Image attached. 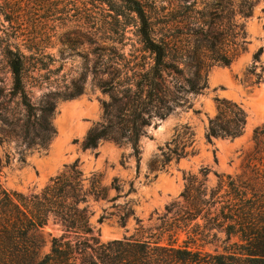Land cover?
<instances>
[{"label": "trees", "instance_id": "trees-1", "mask_svg": "<svg viewBox=\"0 0 264 264\" xmlns=\"http://www.w3.org/2000/svg\"><path fill=\"white\" fill-rule=\"evenodd\" d=\"M16 1L0 0L3 4ZM92 1L105 7L103 11L116 22L125 15L136 20L148 61L138 64L126 60L122 49L116 47L121 42L112 37L114 32L103 30L102 40L109 45L100 49L108 57L102 66L111 70L109 74H114L116 82L102 84L112 92L111 103L103 105L106 123L91 129L82 147L94 150L101 142L129 147V157L134 158L138 170V143L147 135L146 128L173 115L184 94H201L207 87L210 68L229 67L245 50L228 49L229 38H244L242 26L229 23L236 14L249 17L253 5L247 0L239 4L233 0H181L162 13L165 31L158 35L150 12L140 0ZM233 29L240 32L235 34ZM0 54L11 75L9 95L22 109L27 143L44 148L52 133L46 120L51 108H37L27 95V57L20 47L10 45L0 35ZM253 60L257 62L258 55ZM255 69L253 66L252 71ZM261 81L259 73L255 84ZM215 102L216 114L207 121L206 140L241 137L246 127L243 110L227 100ZM37 127L40 133H36ZM30 132L39 143L29 138ZM184 136L182 145H167L162 151L161 168L192 154L187 148L192 146L193 134ZM252 142L253 150L243 160L241 177L217 176L213 187L206 186L207 169L200 171V177H185L179 200L165 206L145 239L100 243L89 224L92 202L110 204L102 209L98 222L116 217L117 223L125 226L133 215L129 202L116 203L135 192L132 184L122 194L116 178L108 187L101 186L100 176H92L85 184L74 165L28 197L0 189V264H264V122L253 131ZM48 219L61 228L62 235L53 238L49 253L40 257L38 231ZM181 235L184 239L179 242ZM218 235L224 237L221 252L204 251L218 242Z\"/></svg>", "mask_w": 264, "mask_h": 264}, {"label": "rangeland", "instance_id": "rangeland-1", "mask_svg": "<svg viewBox=\"0 0 264 264\" xmlns=\"http://www.w3.org/2000/svg\"><path fill=\"white\" fill-rule=\"evenodd\" d=\"M140 1L150 12L158 35H163L162 13L175 8L181 0ZM233 1L239 4L244 0ZM247 2L253 5L251 15L241 18L236 14L229 23L230 26L241 25L244 38L236 36L227 42L228 49L245 50L229 67L210 68L207 87L201 94H184L181 106L173 115L146 128L147 135L138 143V170L134 158L129 157V147H118L111 142H101L94 150L82 147L88 132L106 123L103 105L111 103L112 92L105 90L102 84L107 82L110 86L116 82L114 74H109L111 70L105 71L102 66L108 57L100 49L109 45L102 40L103 30L110 28L114 32L112 37L121 42L116 47L122 49L126 60L138 64L148 61L142 51L136 20L125 15L116 22L103 11L105 7L92 0L0 2V35L26 55V93L37 108H51L46 120L52 130L44 148L38 144L28 145L22 109L9 95L11 75L0 54V189L28 197L39 193L50 180L74 165L85 184L92 176H100L101 186L108 187L116 178L122 186V194L132 184L135 192L116 202H129L133 211L125 226L119 225L116 217L98 222L102 209L110 204L90 203L89 224L97 233L98 241L108 243L145 239L157 224V217L164 213L165 206L179 200L188 175L200 177V171L207 169L208 187L215 186L217 176L241 177L243 160L253 150V131L264 122V1ZM233 31L240 32L239 29ZM255 55H258L257 62L253 60ZM253 66L256 67L254 72ZM259 73L262 81L256 85ZM216 99L235 103L243 110L246 127L241 137L233 141L206 140L205 128L208 119L216 114ZM188 132L193 134L192 146L187 148L192 154L161 168L162 151L167 145H182ZM36 133H40L38 127ZM29 138H35L33 132ZM38 141L35 138V142ZM38 235L39 256L42 257L49 253L52 239L61 237L62 231L48 219ZM217 237L218 242L213 247H205L204 251L221 252L224 237ZM183 239L181 235L179 242Z\"/></svg>", "mask_w": 264, "mask_h": 264}]
</instances>
